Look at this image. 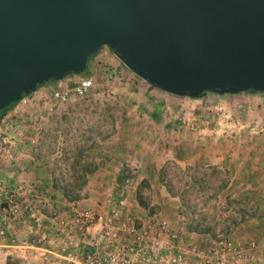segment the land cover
Returning a JSON list of instances; mask_svg holds the SVG:
<instances>
[{
	"label": "rangeland",
	"instance_id": "rangeland-1",
	"mask_svg": "<svg viewBox=\"0 0 264 264\" xmlns=\"http://www.w3.org/2000/svg\"><path fill=\"white\" fill-rule=\"evenodd\" d=\"M75 77L58 88L89 77L93 87L86 96L62 104L51 88L39 99L21 100L0 122L8 128L0 130L1 236L15 222L40 221L43 215L48 226L33 246L50 250L64 235L68 244L76 241L59 222L70 218L69 201L93 210L104 206L117 221L123 206L136 227L162 223L177 236L165 234L163 244L173 248L155 258L137 257L133 264H220L215 251L223 253L222 264H264V182L251 198H234L235 189L221 188L231 176L226 171L244 159H257L264 179V93L177 97L137 77L106 46ZM16 140L34 148L45 175L56 181L64 195L56 204L42 197L41 187L50 194L52 185L24 177L11 182L4 175L6 145Z\"/></svg>",
	"mask_w": 264,
	"mask_h": 264
},
{
	"label": "water",
	"instance_id": "water-1",
	"mask_svg": "<svg viewBox=\"0 0 264 264\" xmlns=\"http://www.w3.org/2000/svg\"><path fill=\"white\" fill-rule=\"evenodd\" d=\"M103 46L177 97L264 93V0H0V112Z\"/></svg>",
	"mask_w": 264,
	"mask_h": 264
},
{
	"label": "crops",
	"instance_id": "crops-1",
	"mask_svg": "<svg viewBox=\"0 0 264 264\" xmlns=\"http://www.w3.org/2000/svg\"><path fill=\"white\" fill-rule=\"evenodd\" d=\"M75 78V75H70L69 77L64 78L61 81L46 83L38 90L33 92L30 96L39 99L44 95L45 91L50 90L51 88L53 89L54 94V92L59 89L58 87H66L67 84L69 85V82H72V80H75ZM14 109L15 108L10 110L6 114V117H10ZM2 124L3 123H1L0 125V130H4V132L6 133L8 128H4ZM253 149L254 151H257L258 146L254 147ZM5 150L6 151L3 157L2 167L5 171H3L4 175L7 172L9 173V176L13 178L11 179V182L19 179V177H24L25 179L28 178L29 180L34 182L44 183L45 185L50 186L52 185L50 193L51 195L49 194L48 189L47 191H44L43 187H41L44 202H48V198H51L56 204L59 196H64L62 193H60V191H58L59 186L55 183L56 181L53 182L50 176L45 175L47 171L42 166L43 163L35 157L33 151L34 148L28 145L26 141L19 140L17 142L16 140L13 142H9L6 145ZM243 165L244 170L242 172L241 169ZM237 166H239V168H237ZM217 167L219 168V166ZM248 167L249 170H247ZM235 169L239 172H237ZM229 173L231 176L228 177V179L225 180L224 184L221 186L223 193L226 192L225 190L234 193L235 189L237 195H234V198L236 197L238 199L251 198L252 196L254 197L258 195L257 186L259 182H264V179L259 176V173L257 171V159L251 161L250 158L249 162L244 159L243 163L239 165L236 164L234 168H229V171H226V174L229 175ZM225 196L229 197L231 196V194H227ZM80 206L78 203L77 208L80 211L91 209L82 208ZM102 207L104 206H101L96 210L103 211L104 208ZM65 210L66 209L62 210V212ZM62 212L58 214L61 215ZM45 218L46 217L43 218L42 215L40 221L24 220L21 223V221L19 220L13 224V229L11 230L12 232L7 231L9 229H5V231H7L8 233L4 236L0 235V264H85L82 256L84 254L83 248L88 246V241L90 239H93L95 237L99 238V230L97 231L98 228L92 231L91 235L88 238L77 236L75 243L68 244V242L70 241V237L64 235L59 240L58 244L48 246L50 250H48L47 248L38 249L33 246V238H35L39 233L44 234L48 226V220ZM0 233H2L1 226ZM61 247H63L62 250H64V252L61 250ZM65 248H68L67 251ZM46 251H48V253H45Z\"/></svg>",
	"mask_w": 264,
	"mask_h": 264
},
{
	"label": "built area",
	"instance_id": "built-area-1",
	"mask_svg": "<svg viewBox=\"0 0 264 264\" xmlns=\"http://www.w3.org/2000/svg\"><path fill=\"white\" fill-rule=\"evenodd\" d=\"M92 87V79L86 77L80 79L71 88H59L53 96L57 102L63 104L69 102L71 96L78 98L86 96ZM3 152L4 146L0 140V158ZM18 189L24 190L25 185H20ZM67 206L70 218L63 217L59 221L67 235L88 238L92 231L99 228L100 237L88 241V245L94 248L83 255L85 264H133L137 257L155 258L159 251L173 248V245L167 247L163 244L165 234H170L172 238L177 237L171 234L169 228L162 223L152 222L139 228L136 227L132 218L124 214L123 206L118 210L120 213L118 221L114 216H109L105 212L93 209L80 211L74 201H69ZM30 210L33 212V207H30ZM100 249L103 255L98 251ZM214 255L216 261L222 264L223 253L215 251Z\"/></svg>",
	"mask_w": 264,
	"mask_h": 264
},
{
	"label": "trees",
	"instance_id": "trees-1",
	"mask_svg": "<svg viewBox=\"0 0 264 264\" xmlns=\"http://www.w3.org/2000/svg\"><path fill=\"white\" fill-rule=\"evenodd\" d=\"M97 54H98V53H97ZM97 54H96V55H97ZM96 55H94V56H96ZM94 56H91V57L88 59V62H87V68H86V70H85L83 73H86V72L88 71L90 61H91V59H92ZM85 78H86V77H85ZM50 82H55V81L51 80V81H49V82H47V83H50ZM45 84H46V83H43V84L39 85V86L37 87L36 90H38L40 87H42V86L45 85ZM248 93H253V92H248ZM31 94H32V93H30V94H28V95H23L22 100H23L24 98L30 96ZM18 103H19V102H15V103L11 104L6 110H3V111L0 112V122L3 120V118L6 116V114H7L10 110H12V109H13ZM141 204L144 205L143 203H141ZM82 256H83V255H82Z\"/></svg>",
	"mask_w": 264,
	"mask_h": 264
}]
</instances>
